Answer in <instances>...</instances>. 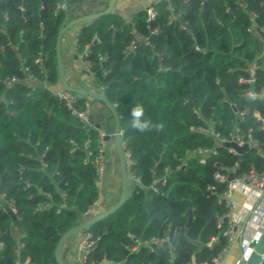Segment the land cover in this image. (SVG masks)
<instances>
[{
    "label": "trees",
    "instance_id": "16d2710c",
    "mask_svg": "<svg viewBox=\"0 0 264 264\" xmlns=\"http://www.w3.org/2000/svg\"><path fill=\"white\" fill-rule=\"evenodd\" d=\"M85 1L0 0V46H5L4 51L0 48L1 75L22 78L9 89L0 80V96L5 97L0 103V191L14 200L17 209L16 220L0 211V241L4 242L0 264H58L54 252L61 236L86 219L82 212L101 195L91 167L82 161L84 151H70V137L86 136L78 121L49 89H32L21 70L27 65L41 80L58 85L57 34L70 19V10ZM171 2L182 12L187 27L178 21L169 24L167 2L159 0L154 4L156 17L150 22L158 34L151 36L152 46L141 45L132 54L124 51L133 36L131 30L149 32L146 9L132 14L133 27L115 12L81 24L79 43H93L95 76L105 85V96L116 104L125 149L135 162L131 170L143 183H131L123 205L89 228L100 239L86 264L210 262L226 244L224 224L218 225V217L227 209L219 202L226 184L214 178L218 165L237 163L236 175L253 167L264 171V157L256 147L230 153L197 129L214 118L223 120L219 130H231L236 118L231 103L235 102L238 109H247L239 121L242 132L251 129L264 148V129L253 116L254 109L264 114L263 100L247 99L243 94L248 88L259 92L264 87V36L257 32L264 29L263 0H245L247 9L238 0ZM251 11L256 13L254 19ZM39 50L45 54L44 71L34 63ZM158 50L166 52L161 60L155 54ZM98 52L107 54V61L98 62ZM253 63L257 65L255 81L239 82L241 77H251ZM102 66L110 68L105 76ZM160 66L169 69L159 70ZM137 103L144 105L146 119L164 124L163 131L140 133L131 128L130 110ZM215 145L218 152L204 164L189 155L198 146ZM45 146L48 167L42 170L37 156ZM166 166L172 171L162 185L157 179ZM26 180L32 183L30 187L25 186ZM152 184L159 185V192ZM35 185L51 194L53 207L35 210L38 203L50 199ZM209 185H215L216 193L210 194ZM63 200L66 206L57 212ZM130 233L142 240L168 234L170 241L154 244L153 249L142 244L130 252L126 247L132 244Z\"/></svg>",
    "mask_w": 264,
    "mask_h": 264
},
{
    "label": "built area",
    "instance_id": "2783aa9c",
    "mask_svg": "<svg viewBox=\"0 0 264 264\" xmlns=\"http://www.w3.org/2000/svg\"><path fill=\"white\" fill-rule=\"evenodd\" d=\"M167 2V10L169 11L168 16V23H174L179 22L181 27L186 28L188 25L187 21H184L182 19V12L176 10L175 6L172 4L171 0H165ZM240 6L244 9H247V2L245 0H238ZM264 3V0H263ZM61 4L57 5V8H59ZM21 10L24 11L25 7L21 6ZM147 19L148 22L147 28L149 29V32L147 34H139L136 33L134 30H131V33L133 34L130 42L125 46L124 51L126 54H132L134 53L137 48L141 45H151V36L158 34L159 30L157 27H152L150 22L156 17L157 10L154 6H150L147 9ZM252 19L256 17V13L254 11L250 12ZM6 19L8 18V14H5ZM126 22L131 24L133 27L132 22V15H130ZM41 29L43 28V24H40ZM2 28L0 27V31ZM42 35V33H41ZM23 40V39H21ZM96 43H99L100 40L97 38ZM76 44L78 48L80 49V56L83 60V68L84 72L87 73L89 76L93 78V82L96 84V87L98 91L104 94V88L105 85L95 76L94 72V64L95 60L91 58V55L93 54L94 50L92 48L93 43H85L80 44L79 43V36L76 38ZM4 44H1L0 48L2 51H4ZM196 49H199L198 46H196ZM156 56L161 60L164 55H166L165 51H156ZM108 55L105 53L98 52L96 53V60L100 63H103L107 61ZM26 60L25 57H22V61L24 62ZM34 63L36 64L37 68L41 71H44L46 69L45 64V54L43 50H39L34 58ZM169 69V66H160L159 70H167ZM257 65L253 63L251 67L249 68L251 72L250 78H243L241 77L239 79V82L241 83H253L255 81V74H256ZM21 70L25 72V75L23 77L24 80H26L32 87V89H35L37 86H43L47 89H49L53 96L63 105L67 108V110L71 113V115L78 121L81 129L85 132V137L83 139H78L76 137H70L68 139V143L70 145V151L74 152L77 149H82L84 151L83 156V163L89 166H93L95 168L96 176L95 178L98 180H102L105 172H106V135L107 133L101 128L97 127L96 122L94 121L92 117V104L87 99L86 96H83L79 93L67 90L63 88L60 84L59 86H53L50 84L47 80L43 79L41 80L37 74L32 71V69L27 65H22ZM101 71L103 73V76L107 75L110 72V68L107 66H102ZM22 78L19 77L17 74L2 76L1 75V67H0V80L3 83L4 87L6 89L12 88L17 82H19ZM244 96L247 99L253 98L252 94H255V98H259L263 100L264 103V87L261 88L259 92L254 90L253 88H248L244 91ZM2 100H5L4 95L0 96V103ZM115 106L116 104L113 103ZM231 107L233 108L236 118L234 119V124L231 130L228 132H222L217 128L218 125L223 124L222 119H214L209 118L207 119V125H200L197 129L211 135L217 142V145H222L227 148L228 152L230 153H239L237 150H235L233 147H229L224 145L225 143L229 142H235L239 146L248 145L249 149L252 147H256L257 154L264 157V148L260 141H258L256 138L253 137L251 133V129H249L247 132H242L241 127L239 125V121L243 119L245 116L247 109H238L237 104L235 102L231 103ZM264 108V104H263ZM197 112V110H195ZM11 114L15 113V110H10ZM198 116L200 114L198 113ZM253 116H255L258 120L261 122V128L264 129V114L259 109L253 110ZM38 143V142H37ZM124 145V151H125V157H126V163L128 167L129 177L131 180H133L137 185L143 186L142 179L140 176L136 175L131 170V166L135 163L134 160L131 157V153L125 149V142L123 141ZM198 146L194 148L189 155H193L197 157L198 161L202 164L206 162V159L211 154H215L218 152V146ZM48 149V146H45L43 152L38 154V159L40 161V168L42 170H46L48 167V162L45 159L46 150ZM29 157H32V154L29 153ZM218 169L214 172V178L219 183H225L226 188L223 190L222 193L219 194V202H224L226 205V211L218 217V225L221 226L224 224L223 228V234L226 236V244L223 247V249L217 253L215 256L212 257L210 262H205L202 264H222L223 263V257L228 248L231 246L233 242H235L239 238V234L237 232L236 227V219L234 218V210L237 207L238 203L233 198V192L235 190H242L240 187L241 183H248L253 188L259 190L262 192L264 189V171H260L257 168L253 167L248 172H245L241 175H236V168L237 163L230 166V165H218ZM20 172L22 173L23 165L20 164ZM171 168L166 166L164 168V175L161 178H158L157 181L160 182L162 185H166L167 182V175L171 173ZM230 174H233L234 176L230 178ZM1 179V176H0ZM32 183L28 180L25 181V186L30 187ZM36 186V185H35ZM37 189L40 192H44L47 197L50 199L45 202H40L35 207V210H43V209H49L55 205V202L51 198V194L49 192H45L42 190L40 186H36ZM151 188L155 192H159L160 187L158 184H152ZM208 190L210 191V194L216 193V187L215 185H209ZM66 193L63 192V195ZM31 196V194H30ZM260 201H258V204L252 208V214L259 218L257 221V228L264 233V210L260 206ZM98 200H95L92 205L82 212V216L86 219L91 217L93 213L96 211L98 206ZM6 206H8L13 213L17 214V209L15 206V202L13 199H7L6 193L3 191H0V211L4 213H8ZM66 206L65 201L63 200L59 204H57V212L61 210L62 207ZM10 215V214H9ZM81 238L78 243V254H79V260L81 264H86V261L89 258L90 253L94 248L97 246V243L100 239L99 236H95L94 233L90 229H86L83 233H81ZM129 236L132 239V244H127L126 247L130 250V252H135L138 250L139 246L142 244L148 245L152 248L154 244H163V243H169L170 236L166 234L164 237H156L152 236L149 239L142 240L140 237H138L134 233H130ZM257 242V240H254L252 243L253 245ZM4 247V242L0 241V251ZM250 249H253V246L251 244H244L243 245V252H248ZM264 257V256H263ZM264 259V258H263ZM104 262L108 263L107 259L104 260ZM94 263V262H92ZM264 263V262H263ZM186 264H191L186 263Z\"/></svg>",
    "mask_w": 264,
    "mask_h": 264
},
{
    "label": "crops",
    "instance_id": "0c3cea01",
    "mask_svg": "<svg viewBox=\"0 0 264 264\" xmlns=\"http://www.w3.org/2000/svg\"><path fill=\"white\" fill-rule=\"evenodd\" d=\"M125 0H117L113 12L122 14V8H123V2ZM159 0H129L128 2L132 3V10L128 15H123L126 19L132 15L135 11L140 9H147L150 6H154V4ZM107 3L99 4L98 7H96L94 10H90L88 12H83L81 9V4L75 6L70 10V18H74L76 16L82 15V14H88L92 12H96L99 10L104 9L107 6ZM76 10L77 13L75 15H72V10ZM81 30V24L76 25L69 29L62 37L61 42V50L66 51L65 55L67 56V59L74 58L75 60L80 59L82 62L81 71L84 72L83 68V60L80 56V49L78 48L76 44V38ZM264 32V29L261 30ZM258 34L262 35L259 30H257ZM264 36V35H263ZM73 72V67L71 65L70 67V74ZM88 99V98H87ZM92 104V117L94 121L100 124V127L107 133V134H113L114 128H115V120L113 113L111 110L100 100L96 99H88ZM107 168V167H106ZM106 174V172H105ZM104 178V177H103ZM106 189L104 187H99L102 199H98V206L96 209V212L103 211L111 206H113L119 199L120 196V190H121V178L120 174L117 179H114L109 183L105 184ZM241 191L235 190L233 192L234 194H238L242 197V201L239 203L234 197V199L237 201L238 205L234 210V218L236 219V227L237 232L239 234V238L231 244V246L228 248L226 253L223 257V263L222 264H240L244 260L247 259L252 249H250L248 252H243L242 248L244 244H251L253 245L254 240H258L260 237L264 236V233L260 231L257 228V221L259 218L255 217L252 214V208L255 207L258 204V201L261 200L260 206L264 210V189L261 191L253 188L248 183H241L240 184ZM81 238L78 236V238L70 237L67 239V241L64 243L63 248L61 250V257L63 261L66 264H81L79 260V254H77L78 251V243ZM196 264V263H191Z\"/></svg>",
    "mask_w": 264,
    "mask_h": 264
},
{
    "label": "water",
    "instance_id": "95a60500",
    "mask_svg": "<svg viewBox=\"0 0 264 264\" xmlns=\"http://www.w3.org/2000/svg\"><path fill=\"white\" fill-rule=\"evenodd\" d=\"M117 0H109L107 3V6L99 11L88 13V14H82L79 16H76L74 18H70L58 31L57 38H56V59H57V68H58V74H59V83L60 85L70 91L79 93L83 96H89L96 100L102 101L106 106L111 110L114 116L115 120V128L113 134H107L106 135V141H110L111 139L114 140L115 143V149L119 161V167H120V176H121V190H120V196L118 201L111 207L97 212L93 214L91 217L85 219L84 221L72 226L69 228L64 234L61 236L56 248H55V259L58 264H66L62 257H61V250L63 248L64 243L67 241L68 238L78 234L83 233L86 229H89L93 224H95L97 221L104 219L108 215L114 213L117 209H119L123 203L126 201L127 195H128V189L129 185L131 183H135L133 180L129 177L128 167L126 163V157H125V151H124V145H123V139H122V130H121V122L118 110L116 106L108 100V98L105 96V94L98 91L96 85L94 88H88V87H82L77 85H72L69 83L64 63L62 59L61 54V42L63 35L72 27L88 22L93 21L96 18H99L102 15L110 14L113 12V8L116 4ZM260 31V29H258ZM262 35H264L263 31H260ZM97 127H100V124H96ZM224 145L233 147L238 152H244L249 149L248 145L239 146L235 142H227ZM91 167V171L93 176H96L95 168L93 166ZM234 175L230 174V178H232ZM136 184V183H135ZM7 211L9 212L10 216L13 220L17 219V214L13 213L12 210L6 206ZM188 225L192 219V210L190 209L188 211ZM264 236L260 237L257 242L254 244L252 251L250 252L249 256L246 260L241 262L240 264H263L264 262Z\"/></svg>",
    "mask_w": 264,
    "mask_h": 264
},
{
    "label": "rangeland",
    "instance_id": "374dc122",
    "mask_svg": "<svg viewBox=\"0 0 264 264\" xmlns=\"http://www.w3.org/2000/svg\"><path fill=\"white\" fill-rule=\"evenodd\" d=\"M109 0H86L84 3L81 4V9L83 12H88L90 10H94L96 7H98L99 4L106 3ZM129 0L122 1L123 2V8H122V14L123 15H128L132 8V3L128 2ZM78 9L72 10V15H75L77 13ZM122 15V16H123ZM65 50H61L62 54V59L64 63V68L66 72L67 79L70 84L72 85H77V86H82V87H88V88H94L95 83L93 82V78L89 76L87 73H83L81 70L82 62L80 59L75 60L73 57L70 59H67L65 55ZM73 67V72L70 74V67ZM60 83H58L57 86H59ZM88 99H94L92 97L86 96ZM106 174L104 175V178L102 180H98L97 184L99 187H104L106 189V183L109 184L113 178L117 179L120 174V167H119V161L115 149V143L114 140L111 139L110 141H106ZM121 178V176H120ZM101 193V192H100ZM239 203L242 201V197L239 196L238 194H234L233 196ZM100 198L102 199V195H100ZM81 233H78L72 237L78 238ZM82 235V234H81ZM78 248V246H77ZM78 254V251H77Z\"/></svg>",
    "mask_w": 264,
    "mask_h": 264
},
{
    "label": "clouds",
    "instance_id": "9594fccd",
    "mask_svg": "<svg viewBox=\"0 0 264 264\" xmlns=\"http://www.w3.org/2000/svg\"><path fill=\"white\" fill-rule=\"evenodd\" d=\"M255 98V94H252ZM130 126L140 133L150 131H163V123H154L151 119L145 118V107L143 104L137 103L130 110Z\"/></svg>",
    "mask_w": 264,
    "mask_h": 264
}]
</instances>
